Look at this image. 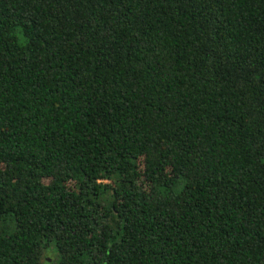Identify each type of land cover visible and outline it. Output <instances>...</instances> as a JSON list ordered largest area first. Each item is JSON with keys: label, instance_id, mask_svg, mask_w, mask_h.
Wrapping results in <instances>:
<instances>
[{"label": "trees", "instance_id": "1", "mask_svg": "<svg viewBox=\"0 0 264 264\" xmlns=\"http://www.w3.org/2000/svg\"><path fill=\"white\" fill-rule=\"evenodd\" d=\"M50 246L264 264V0H0V264Z\"/></svg>", "mask_w": 264, "mask_h": 264}, {"label": "rangeland", "instance_id": "2", "mask_svg": "<svg viewBox=\"0 0 264 264\" xmlns=\"http://www.w3.org/2000/svg\"><path fill=\"white\" fill-rule=\"evenodd\" d=\"M44 259H42L40 264H58V256L55 253L53 246H50L48 252L44 255Z\"/></svg>", "mask_w": 264, "mask_h": 264}]
</instances>
